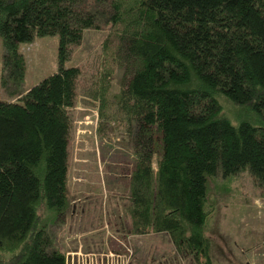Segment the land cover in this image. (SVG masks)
<instances>
[{"label": "trees", "instance_id": "obj_1", "mask_svg": "<svg viewBox=\"0 0 264 264\" xmlns=\"http://www.w3.org/2000/svg\"><path fill=\"white\" fill-rule=\"evenodd\" d=\"M83 3L0 0L2 84L12 97L0 102V264H66L48 234L69 207L80 71L64 63L99 18L109 30L88 95L132 132L127 232L165 234L177 258L212 264L210 181L247 172L264 196V0ZM45 36L58 37V69L24 91L18 47ZM106 63L124 69L116 90Z\"/></svg>", "mask_w": 264, "mask_h": 264}, {"label": "rangeland", "instance_id": "obj_2", "mask_svg": "<svg viewBox=\"0 0 264 264\" xmlns=\"http://www.w3.org/2000/svg\"><path fill=\"white\" fill-rule=\"evenodd\" d=\"M82 1L89 6V0ZM98 27L83 32L64 63V67L78 68L80 75L76 99L69 110V207L65 215L56 216L48 224L52 248L68 255V259L81 248L83 253L97 257L127 255L128 264H192L175 256L165 234L127 232L128 175L135 163L132 132L123 120L112 119L108 109L101 116L100 103L88 95L103 66L101 46L109 30L103 18L98 19ZM18 49L25 60L22 90H29L57 71V36L35 37ZM2 60L0 37V102H9L12 97L2 84ZM106 66L114 71L105 80L116 90L124 69L109 63ZM210 191L215 212L209 215L206 235L211 240L212 264H264V196L254 180L247 172L226 180L217 177L210 181Z\"/></svg>", "mask_w": 264, "mask_h": 264}, {"label": "built area", "instance_id": "obj_3", "mask_svg": "<svg viewBox=\"0 0 264 264\" xmlns=\"http://www.w3.org/2000/svg\"><path fill=\"white\" fill-rule=\"evenodd\" d=\"M81 250V248H78L72 253L74 255L69 254L71 259L66 258V264H128L129 257L127 255L110 254L108 256L101 255L97 257L93 253H83ZM73 256L76 257V259H74Z\"/></svg>", "mask_w": 264, "mask_h": 264}, {"label": "flooded vegetation", "instance_id": "obj_4", "mask_svg": "<svg viewBox=\"0 0 264 264\" xmlns=\"http://www.w3.org/2000/svg\"><path fill=\"white\" fill-rule=\"evenodd\" d=\"M242 256L244 257V252H243ZM236 261H237V260H236ZM239 262L241 263V261H239ZM239 262H238V263H239ZM247 264H249V263H247Z\"/></svg>", "mask_w": 264, "mask_h": 264}, {"label": "crops", "instance_id": "obj_5", "mask_svg": "<svg viewBox=\"0 0 264 264\" xmlns=\"http://www.w3.org/2000/svg\"><path fill=\"white\" fill-rule=\"evenodd\" d=\"M90 246H93L92 244Z\"/></svg>", "mask_w": 264, "mask_h": 264}]
</instances>
